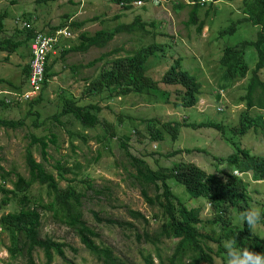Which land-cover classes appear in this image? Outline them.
I'll return each instance as SVG.
<instances>
[{
	"label": "rangeland",
	"instance_id": "374dc122",
	"mask_svg": "<svg viewBox=\"0 0 264 264\" xmlns=\"http://www.w3.org/2000/svg\"><path fill=\"white\" fill-rule=\"evenodd\" d=\"M180 1L188 2V0ZM243 1L222 0L209 10V16H204L206 8H203L201 13L205 18L210 17L208 24L211 29H205L200 35L191 34L185 28L184 16H187V9L183 13H179L176 7L165 0H162L160 4L150 2L142 6H135L131 10H124L121 6L113 4L111 0H55L43 6L36 0H0V14L3 12L7 15L0 40L10 37L14 41L23 40L25 34L18 33L17 29H23L22 23L30 24L24 19L29 17L33 21L32 26L34 24L39 29L49 28L47 24L51 26L68 25L73 31V37L69 40H61V42L65 45V42L69 41V46L76 45L78 35L82 32L94 34L105 27L113 29L122 22L129 24L135 19L158 23L166 22L162 31L148 28L149 33L145 34L142 32L138 34V31L121 33L115 36L105 48H92L85 53L69 54L72 56L70 60L67 59L53 68V72L59 75L58 80L50 84L44 95L43 104L37 107L42 108L43 113L46 114L41 115L42 127L34 129L30 122L25 120V126L22 128L15 130L0 128V166L11 174L7 187L13 188L11 180L15 181L18 174L26 179L30 178L26 155L28 150H31L33 157L43 164L47 172L52 173L59 180L61 189L76 191V195L80 198L78 207L84 220L98 233V238L95 241L115 247L118 257L129 256L137 259V251L130 247L129 240L121 234V232L124 234L125 231L119 227L115 228L109 221L113 218L120 219L121 224H124L126 215L134 218L130 212H140L146 218L147 227L157 233L164 222V217L159 206L149 205L146 202L140 181L134 177L135 170L129 156L145 159L154 170L160 167L171 168L172 161L194 163L204 169L207 175L234 167L229 163L228 158L234 153L235 145L239 142L252 154L264 156V134L259 130L255 132L251 129L249 135H244L245 137L242 135L233 136L231 141H227L223 139L224 135L220 137V133L215 127L196 128L193 125H182L176 139L166 135L164 141H153L145 130L146 124L142 122V119L148 117L157 120V124L163 127L166 122H181L182 116L187 117L188 122L192 124L213 121L227 124L232 128L239 126L243 108L238 105L242 96L246 94V85L249 80L247 77L238 78V82L225 90V98L229 105L225 103V111L218 112L219 107L216 108L213 105L215 92L222 86V81L219 78L222 70L220 65L217 63L215 65L214 62H217L222 56L225 45L236 46L244 41L252 40L259 31V28L254 27L251 23L243 22L233 35L216 39L221 27L228 26L231 21L236 22L243 19L240 12ZM118 14L121 17L116 18ZM74 22H82L84 25L79 29H72L70 25ZM168 30L173 31V41L178 37L179 44L175 48L178 56L175 59L181 61L184 59L182 62L184 73H188V71L195 73V61L203 56H209L211 65L214 66L208 69L207 73H204L203 70L196 72L203 87L201 100L195 107H183L184 89L182 86H178V91L171 92L167 102L159 99L150 100L149 97L145 99L136 94L123 96L122 99L115 97L112 100H106L105 95L101 94L85 96V87L88 81L100 75L105 67V60L96 62L92 67L83 68L75 76H67L70 74L67 71V64L85 65L99 59L103 53L113 52L111 53L113 57L114 54L116 55L115 50H118L122 56L133 55L143 45H150L155 39H159L161 36L159 32L163 33L162 39L168 38ZM188 33H190L189 38ZM209 42L210 45H208ZM22 54L26 58H22ZM29 59L30 48L25 44H22L14 54L0 50V94H7L9 82L16 86L20 85L23 68ZM246 60L251 68L255 66L257 54L253 48L247 51ZM162 64L163 59H155L149 65L151 68H159ZM261 77L264 80V73ZM62 90L66 91L67 96L73 95L77 100L81 99L79 103L86 105L87 111L96 115L98 121L94 126H89L74 115H66L60 119L64 126L54 119L56 113L49 117L50 112L46 104L58 100ZM91 104L100 106L101 111L92 110ZM24 106L25 108L15 111L14 114H12L13 112H0V116L20 120L27 114V106ZM256 113H260L258 108L250 111L251 115ZM32 135L43 137L49 142L45 160L39 144L30 146ZM177 150L185 151L174 158L171 157ZM59 167L73 170V173L67 172L64 176L68 180L74 181L67 182L60 179L57 171ZM245 180L249 183L248 192L252 198L251 208L255 207L261 210V203L264 202V185L260 186V183L254 182L251 175H247ZM169 183L174 190L170 196L175 193L177 199L189 208L195 204L206 202V205L201 208V216L214 215L211 205L205 199H192L185 186L178 184L175 180H170ZM85 185H89L92 190L87 189ZM147 190L146 196L150 195L153 198H156L159 192V189H156L154 185L152 188L147 186ZM31 194L35 199L51 201L46 188L39 184L34 185ZM85 194L86 196H84ZM13 210L14 206L6 209V211ZM94 213L99 214L101 222H98ZM42 215L41 237H50L68 245L66 259L55 256L51 264H98L81 243L74 230L57 221L52 214ZM235 216L237 217L236 221L241 223L240 216L237 213ZM140 226L138 225L139 228ZM210 228L209 225L200 226V231L212 238L204 241V244L211 248L213 247L212 240L218 238V234L210 232ZM256 232L260 233V230ZM164 242L169 248L165 264H170L168 259L173 254L178 240L170 238L165 239ZM10 246L9 235L1 230L0 264H27L24 255L16 259L11 257ZM156 252L157 249L154 248L151 254L155 256ZM33 254L36 264H46L47 260L41 249L37 248ZM193 258L194 255H189L186 260L187 264L191 263ZM156 264H159L158 260H156ZM220 264L224 263L220 262Z\"/></svg>",
	"mask_w": 264,
	"mask_h": 264
},
{
	"label": "trees",
	"instance_id": "16d2710c",
	"mask_svg": "<svg viewBox=\"0 0 264 264\" xmlns=\"http://www.w3.org/2000/svg\"><path fill=\"white\" fill-rule=\"evenodd\" d=\"M54 1L55 0H36V2L42 6ZM137 1L140 0H111L113 4L121 6L124 10H129V8L132 7V4ZM124 3L128 5L129 8L125 6ZM199 9L200 8H198L197 5L191 8L189 7V20L185 23V28L189 32L194 30L191 25L197 24L198 15H200ZM243 12L247 14L245 21L261 28L258 33L261 38V43H244L237 47L225 45L222 56L219 59V64H222L226 70L225 73H228L231 76H244L246 74L247 61L245 49L248 46L255 47L259 54L260 61L256 65L257 71L263 69L264 67V0H246ZM207 13L209 12L207 11ZM117 17H121V15L118 14L116 18ZM5 18V14H0V34L4 31ZM24 19L32 25L33 21L31 17ZM165 23L166 22L158 23L156 21L149 22L141 19H135L129 24L122 22L117 27H113V29L105 27V29L99 30L94 34L82 32L78 35L76 45L71 44L69 46V41H66L63 47L55 48V54L51 52L47 56V60L51 58L53 61L48 62V66L46 68V78L48 80L52 76L59 77L58 74L53 72V68L67 59L70 60L72 56L69 54L85 53L92 48H105L106 45L115 38V36L121 33H134L138 31V34H140V32L145 34L149 33L148 28H152L155 31H162ZM242 23L243 19H240L236 22L231 21L228 26L221 27L216 39H223L233 35ZM83 25L84 23L82 22H74L71 26L72 29H79ZM47 26L49 28L41 30L34 24L30 29H17L18 33H26V38L19 41H14L12 37L1 39L0 50L14 54L22 44H25L30 48V42L36 32H39V30L41 32L48 30L46 32L47 35H52L57 27H62L64 24H61L60 26H51L50 24H47ZM202 28L203 24L201 23L197 30L201 32ZM168 32V38L162 39L163 33L159 32V35H161L159 39H155L150 45H143L132 56H122L119 54L118 50H115L116 55L114 54L113 57L111 56V53L113 52L103 53L99 59L90 61L85 65H75L72 63L67 64V71L70 73L67 74V76H75L79 74L83 68L92 67L96 62L105 60V67H103L100 75L93 80L88 81V84L85 87V96L98 95L106 91L121 92L124 95H128L131 92L143 94L145 82H147L154 85V90L152 91L153 94L158 91L161 93L164 100L168 101V92L161 89L159 86L161 78L158 71L155 68H147L149 58L163 59L164 64L169 67V70L163 76L162 82L166 85L177 84V77L178 72H180L181 69V62H172V58H168L171 54L175 55L172 43V37L174 35L172 31L168 30ZM141 37H144V35H141ZM208 45H210V42ZM22 58H26V56L22 54ZM257 71L254 72V78L252 81L255 82V85L260 84L264 87V83L260 82L256 76ZM29 73L30 65L29 62H26L22 71L20 85L16 86L15 84L9 82L7 91L12 94H0L2 95L0 97V112H13L12 114H14L15 111L25 108L24 105H26V116L20 118V120L0 116V128L11 130L22 128L25 126V120L29 121L31 127L34 129L42 127L41 115L46 114L43 113L42 108L37 107L43 104L44 95L49 87L46 81L45 86L41 89L42 94L40 97L34 99L32 102L23 101L22 95L28 89ZM184 84L191 89L196 90L197 88V86L191 81L185 82ZM80 100L81 99L77 100V98L73 95L67 96L66 91L62 90L58 100L46 104L50 112L49 117L53 116V113H56L54 115V119H56L60 125H63V122L60 120L62 117H65L66 115H74L77 119H80L89 126H94L97 119L89 111H87L88 108L86 105H81L79 103ZM194 101L195 99L192 94H188L182 99V103H184V106L186 107H191ZM257 103L260 108H264V97L259 99ZM248 105L251 107L254 103L249 101ZM91 107H93V109L98 108V106ZM142 122L146 124L145 130L150 134L153 141H164L166 139V135L172 136L173 139H176L180 133L179 122H166L163 127L159 126L156 120L148 117L142 119ZM248 122L254 125L253 119H249L248 115L244 116V114H242L238 127L232 128L228 127L227 124L224 123L215 124L211 122L195 123L193 126L196 128L215 127L221 135L232 139L233 136H240L241 132L246 130ZM257 124H260V126L264 128V121L262 117H260ZM48 143L49 142L43 137H37L35 135L31 136L30 146L39 144L41 146V153L44 160L47 155L46 149L48 147ZM236 148L237 152L242 154V159L239 163L240 169H242V171H253L255 178H264V157L252 156L248 150H243L239 145H236ZM187 152L189 153L191 151ZM180 153H183V151H174L171 157L174 158ZM236 156L237 154H234L233 158L235 159ZM26 161L30 172V178L26 179L21 174H18L15 181L11 180L13 188L7 187L8 178H10L11 174L5 170H3V173L0 174V194L2 196V199L0 200V226L3 229V232L9 235L11 241L9 252L11 257L16 259L17 257L24 255L27 259V264H36L33 250L36 247H39L45 254L47 260L46 264H51L53 262L55 254L65 259V245L63 243L56 242L49 237L45 239L41 238L39 229L41 226V215L39 208H42L53 212V216L56 219L74 230L89 253L97 260L98 264H127L118 259L114 255L113 251L105 245V243H97L94 240L98 234L94 228L88 226L87 222L82 219L81 212L78 207L80 198L76 195V191L68 189L61 190L54 175L47 172L43 164L38 162L33 157L31 150H28L27 152ZM133 161L135 162L137 170L135 171L136 174L134 177L140 181L142 194L146 197L147 201L153 202L152 198L146 196L148 194L147 186H149V182L153 183L157 180H163L165 183L164 186H169L168 182L171 179H177L179 184L184 185L189 193V196L195 198L208 197L210 199L211 207L215 212V217L208 223H204L200 219L199 221H196L195 211L189 209L185 203L178 200L176 196H173V204H178L182 212V216L179 220L180 223L177 226V235L181 236L183 233L190 232V226L195 221V226H198L199 229L200 226L203 225H212L213 229L215 227H219L220 236L226 241L233 239L241 240L244 241L246 246L252 251H264V242L259 243L256 246L257 237L253 231L247 227L246 223L244 228L240 225H233V219L235 218L232 216L233 210L242 211L245 209L246 211L250 208L247 204L242 205L241 203L233 201V199L241 197L242 194L246 195V187L241 180L231 178L228 183H223L217 176L207 175V173L196 164L194 166L190 165V163H184L183 161H172L173 166L181 167V169L177 167H174L173 169L160 167L156 171L150 169L151 167L147 165L142 158L133 156ZM58 169H62V167H59ZM36 183L46 188L51 201L44 202L43 199L34 198L31 194V190ZM167 192L171 194L169 188H167ZM32 202H36L38 206L32 207L30 205ZM11 206H14V210L6 211V209ZM131 214L136 213L131 212ZM135 216L141 217L139 214H136ZM98 221H101V219L98 218ZM165 228L166 226H164V229ZM171 228L174 229L175 225H171ZM237 233L242 234L236 236ZM169 234V231L163 230L158 238H162ZM156 243H158V241H156ZM198 251L201 252V249H198ZM220 252H222V250ZM183 257V248L178 245L170 264H185ZM188 264L208 263L203 261V254H199L198 256L195 255L192 262Z\"/></svg>",
	"mask_w": 264,
	"mask_h": 264
},
{
	"label": "clouds",
	"instance_id": "9594fccd",
	"mask_svg": "<svg viewBox=\"0 0 264 264\" xmlns=\"http://www.w3.org/2000/svg\"><path fill=\"white\" fill-rule=\"evenodd\" d=\"M161 1L162 0H140V1L134 2L132 4L131 8H129L128 5H126L125 3H124V5L127 6L129 8V10H131L135 6H142L143 4L150 3V2L156 3V4H160ZM165 1H169L171 5H173L174 7L177 8L179 13H183V11L185 9H187V16H184V20H186L184 22V25L189 20V17H188L189 7L191 8V7H194L195 5H197L198 8H200L199 9V14L200 15H198L197 24L191 25V27L194 30L192 32H190V33L191 34L197 33V34L202 35V33L205 31V29L209 30V28H210V26L208 24V18H210V17H208V18L207 17L206 18L203 17V14L201 13V10L203 8H206V12H205L204 16H209V13H207V11L209 12V10L214 5H216L217 3L221 2L222 0H188V2H182L180 0H165ZM245 1L246 0L243 1V7L240 10V12L243 15V22H248V21H245V18L247 17V14H245L243 12V8L245 6ZM2 14H5V13H2ZM215 14H216V12H215ZM6 18H7V15H6ZM15 23H16V20H15ZM201 23L203 24V28H202V31L199 32L197 30V28H198V26ZM21 25L23 26L24 30L26 28L30 29L31 26H32L31 24H27V23H22ZM58 26H60V25H58ZM254 27L259 28V31L261 29L259 26H254ZM71 28H72V26H71ZM40 30H39V32H36L34 36H36V34H38V33L47 35L46 32L48 30H46L45 32H41ZM63 31L71 32L72 36L70 38H64L63 36H60L59 37V45H56L55 48L63 47L64 44L61 42V40H69V39H71L73 37V33H72L73 31L68 27V25L64 24V26H62V27H57V29L55 30V32L52 35H47V36H54V35H57V32H63ZM259 31H258V33H259ZM172 33H173V31H172ZM190 33H188V38L190 37ZM258 33L254 37V39L249 40V41H244V42L236 45V47L237 46H241L244 43H254V42H260L261 43V38L259 37ZM178 35H180V34H178ZM34 36H33V38H34ZM24 38H26V33H25V37ZM33 38H32V40H33ZM32 40L30 42V59L28 61L29 65H30V71H31V60H32L31 59V43H32ZM172 43H173V49L175 51V55L171 54L172 62H175V61L181 62V69H180V72H178L177 84H175V85H166V84H164L162 82L163 76L169 70V67L166 64H164V62H163L161 67L155 68L158 71V73L160 75V78H161L160 81H159V86H160L161 89H163L166 92H168L169 96H170V94H171V92L173 90L174 91H178V86H182L183 89H184L183 97H185L188 94H192L193 98L195 99V101H194V103L192 104L191 107H195V106H197V104L201 100L202 87H203V83L199 79V77L196 75V72L203 70L204 73H207V70L213 68L214 66L211 65V61H210V57L209 56L208 57L203 56L201 58H198L195 61V70H194L195 73H193L191 71H188V73H184L183 69H182V62H183L184 59L182 61L175 59L178 56V52L175 49L176 46L179 44L178 37ZM55 48L52 51H50L48 53V55L51 52L55 54L56 53V49ZM224 48H225V46H224ZM250 48H253L256 51L257 62H256L255 66L253 68H251L249 66V64L247 63V72H246V74L244 76H231L228 73L226 74L225 73L226 70H225V68H224V66L222 64H219V60L217 62H214L215 65H216V63L219 64L220 68L222 70L221 74L219 76V78L222 81V86H221V88H219L215 92V98H214L215 103L213 105L216 108L219 107L218 110H217L218 112H224L225 111V107H224L225 103H227L229 105V103L226 101V98H225V90L230 85L238 82L239 81L238 78H246L247 77V79L249 80V82L246 85V94H245V96H242L238 106H241L243 108L242 113L240 114V117H241L242 114H244V116L248 115L249 119H253L254 120V125L251 124L250 122H248L247 126H246V130L244 132H241V134H240L242 136L249 135L248 133L250 132L251 129L254 130L255 132H258V130H259V132L264 134V128L261 127L260 124H257V122L259 121L260 117H262L263 121H264V113H261V111H264V108H260L258 103H257V101L259 99H262L264 97V87L262 85H260V84L255 85V82L252 81V79L254 78V72L257 71L256 65L260 61V59H259V54L257 52V49L255 47H253V46H248L245 49V56H247V51ZM47 56H46V62H45V66H44L43 75H42L41 79L37 82V85H33L31 83V81H30V73H29L28 89L22 95L23 101L32 102L34 99H36V98L41 96V94H42V90L41 89L45 86V82L46 81H47V84H48V87H49L50 84H52L54 81L58 80V76H52L48 80L46 78V68L48 66V62L51 61V58L49 60H47ZM130 56H132V55H130ZM152 60H155V58H152V59L149 58V60L147 62V66H148L147 68L148 69L151 68V66L149 64H150V62ZM263 73H264V67H263V69L258 70L257 73H256L257 78L262 83H264V80L261 77V75ZM188 81L193 82V84L197 86L196 90L188 88L184 84L185 82H188ZM153 90H154V85L152 83L145 82V86H144V89H143V94H137V93L131 92L128 95L136 94V95L143 96L145 99H146V97H149L150 100L159 99V100L165 101L160 92L157 91L156 93L153 94L152 93ZM1 94H4V93H1ZM7 94H12V93L7 91ZM101 95H105V99L106 100H112L115 97H117L119 99H122L123 96H127V95H124L121 92H109V91H106V92L102 93ZM183 97H182V99H183ZM249 101H252L254 103V105L249 107V105H248ZM165 102H167V101H165ZM215 104H217V106H215ZM182 105H183V107H186V106H184V103H182ZM91 106H98V105L91 104L90 108L92 110L97 111V112L101 111L100 106H98V108H96V109H93V107H91ZM186 108H189V106L186 107ZM254 108H258L260 110V113H256L254 115H251L250 111L252 109H254ZM92 115L95 116V118L97 119L95 114H92ZM180 119H181V122H179L180 127L182 125L191 126V125H195V123H196V122L194 124L189 123L187 117H182L181 116ZM97 121H98V119H97ZM208 122L215 123L213 121H208ZM200 123H202V122H200ZM215 124H220V123H215ZM61 126H64V124L61 125ZM220 137H221V134H220ZM223 139H225L227 141H231V139H229L228 137H225V136H224ZM48 145H49V143H48ZM237 145H239L243 150H247V149L243 148L240 145V142ZM235 148H236V145H235ZM46 152H47V149H46ZM249 153L252 156H255V157L259 156V155L252 154L250 151H249ZM234 154H237L235 159L233 158ZM129 157H130V160L132 162V165L134 166V170L137 171L136 167H135V162L133 161V156H129ZM241 159H242V154L237 152V148H236L234 150V153L232 155H230L229 158H228L229 163L232 164V166H234V167L230 168L229 170H221L218 173L210 174V175L217 176L219 178V180L222 181L223 183H228L231 178H236L238 180H241L244 183V185L246 187V195L242 194L241 197H239L237 199H233V201L237 202V203H241L242 205L247 204L248 207H250V208L248 210H246V211H245V209L242 210V211H237V210L234 209L233 213H232V216L235 217L233 219V225L234 226L240 225L242 228H244V225L246 223L247 227L250 228L253 231V233L255 234V236L257 237V244H256V246H257L259 243H263L264 242V216H263L264 202L261 203V210H259L258 208H255V207L251 208L252 198H251V196H250V194L248 192L249 183L245 180V177L247 175H251L253 181L257 182V183H260L261 184L260 186L264 185V178H262V179L255 178L254 173L251 170L250 171H242V169H240V167H239V163H240ZM0 161H1V158H0ZM144 162L147 165H149L145 161V159H144ZM190 165H194L195 166L194 163H190ZM174 167H177V166L171 165V168L168 167L166 169H173ZM177 168L181 169V167H177ZM150 169L154 170L152 167ZM0 170H1V173H3L4 169L2 168V166H0ZM57 171H58V176L60 177V179H64L67 182L68 181H74V180H68L64 176L65 173H67V172L68 173H73L74 172L73 170L68 169V168L66 169V168L62 167V169H57ZM154 171H156V170H154ZM50 174H52V173H50ZM135 174H136V172H135ZM171 180H174V179H171ZM56 181H57V183L59 184V187H60L61 185H60V182H59V180L57 178H56ZM175 181L178 183L177 179H175ZM159 182H160V185H159ZM36 184H38V183H36ZM148 184H149V186H148L149 188H152V186L154 185L156 187V189H159V192H158L156 198L150 197V195H148L149 198L153 199V202L147 201V200H146V202L149 205H157V206L160 207V209H161V211L163 213L164 222L161 224V226L159 228V231L156 233L151 228L147 227L146 218L140 212H134V213L139 214L141 217H137V216H135L136 214H131V212H130V214L134 218H131V217L126 215L124 217V219L126 220L124 222V224H121L120 219H114L113 218L112 220H110L109 223L110 222H114V223H111V224H113L115 226V228L119 227V228H121V229H123L125 231L124 234L122 232H121V234L123 236H125L129 240L130 247L134 248L137 251V254H138V258L137 259L131 258L129 256L118 257L116 255V252H115V250H116L115 247H112L110 244L109 245L105 244L106 246H108L113 251L114 255L118 259L122 260L123 262H125L127 264H156V260L159 261V264H165L166 255L168 253L169 248L167 247V245L164 242V240L172 238V239L178 240L176 248H177L178 245L183 248V253H184L183 261H184L185 264H187L186 260L188 259L189 255L198 256L199 254H203V261L207 262L208 264H220V262H223L224 264H264V251H262V252L252 251L246 246L244 241H241V240L233 239V240H227L226 241V240L222 239L221 236H220L219 227H215L213 229L212 225H209V226H211L209 231L214 233V234H218V238L212 240L211 245L213 247H211V248L208 247L207 245H205L204 241L206 239H212V238L209 235L203 234L200 231L199 227L195 226V221L190 226V229H189L190 232L183 233L181 236L177 235V226L180 223L179 220H180V218L182 216V212H181L180 206L178 204H175V205L173 204V200L172 199H173V196H176V194L174 193L173 196H170V194L167 192V188H169L170 191H171V194H172V191H174L172 186L170 185L169 182H168L169 186H164L165 183H164L163 180H157L156 182H153V183L149 182ZM85 186H86L87 189H91V187L89 185H85ZM60 189H61V187H60ZM61 190H65V189H61ZM84 196H86V194ZM191 198L195 199V197H191ZM203 199H205V201H207L211 205L210 199L208 197H204ZM30 205L32 207H37L38 206V204L36 202H32V204H30ZM204 205H206V202L205 203L195 204V206L193 205L192 208H189L187 205L186 206L189 209H192V210L195 211L196 221H199V219H200L204 223L205 222L208 223L210 220L214 219L215 212H214L213 216H201V208ZM39 212H40V215H41V226H40L39 229L41 231L42 217H43L42 214L48 213L50 215L52 214V216H53V212H51L49 210L42 209V208H39ZM80 212H81V210H80ZM235 213H237L240 216V220L242 221L241 223L236 221L237 217L235 216ZM94 215H95V218L98 220L99 214L98 213H94ZM81 217L84 220V218L82 216V212H81ZM56 220L59 221L58 219H56ZM101 221H102V219H101ZM101 221H98V222H101ZM141 222H143L144 224L143 225L140 224ZM138 225H141L140 228L138 227ZM171 225H175V228L172 229ZM64 226L70 228L66 224ZM164 226H166L165 229H164ZM1 230L3 231L2 227L0 226V231ZM163 230L169 231L170 234L169 235H165L162 238H158L160 233ZM257 230H260V233H257L256 232ZM240 234H242V233H237L236 236H239ZM96 238H98V236L95 237L94 240ZM42 239H45V238H42ZM51 239H53V238H51ZM79 239H80V237H79ZM142 240L144 241L143 244H142ZM54 241H56V240H54ZM80 241H81V239H80ZM156 241H158V243H156ZM56 242H59V241H56ZM60 243H63L65 245L64 252H65V259H66V248L68 247V245L66 243H64V242H60ZM157 244L159 245V247H158ZM37 248H39V247H36L33 251H35ZM154 248L157 249V252H156L155 256L151 254V252H152V250ZM176 248L173 249V254L175 253ZM198 249H201V252H199ZM221 250H222V252H220ZM173 254L169 257L168 261L172 260ZM55 256H58V255L55 254Z\"/></svg>",
	"mask_w": 264,
	"mask_h": 264
},
{
	"label": "built area",
	"instance_id": "2783aa9c",
	"mask_svg": "<svg viewBox=\"0 0 264 264\" xmlns=\"http://www.w3.org/2000/svg\"><path fill=\"white\" fill-rule=\"evenodd\" d=\"M60 36L70 38L72 34L69 31H63L57 32V35L54 36H47L41 33L34 36L31 43L32 60L30 71V81L33 85H37V82L41 79L44 72L46 56L56 47V45H59Z\"/></svg>",
	"mask_w": 264,
	"mask_h": 264
}]
</instances>
